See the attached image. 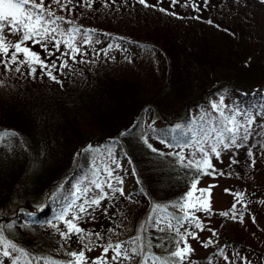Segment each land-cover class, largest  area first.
I'll return each mask as SVG.
<instances>
[{
	"label": "trees",
	"instance_id": "1",
	"mask_svg": "<svg viewBox=\"0 0 264 264\" xmlns=\"http://www.w3.org/2000/svg\"><path fill=\"white\" fill-rule=\"evenodd\" d=\"M50 3L45 0L46 6ZM90 3L91 7H87L85 0H72L70 11H60L55 6L53 9L67 21L80 23L88 16L86 10L99 12L103 21L123 35L109 33L111 36L103 43L97 36L98 28H83L87 42L77 46L80 54L75 60L62 56V48L56 52L50 46L54 53L50 56L44 48L38 51L29 47L46 64L56 61L52 74L59 82L44 74L39 63L34 65V77L28 75L27 67L17 73L0 66V230L13 242L27 241L25 250L34 256L51 260L62 257L64 261L70 259L66 253L74 249L73 245H81L77 237L49 245L54 241L39 235L50 224L63 221L57 216L61 210L73 209L65 220L78 216L74 223L81 229L101 233L103 240L98 244L109 239L113 243L127 241L138 234L145 238L165 235L151 227L142 232L139 226L145 223L154 204H173L189 191L196 173L182 166L174 154L200 159V143L207 141L204 147L208 149L217 135L212 129L222 128L233 117L245 125L251 119V134L247 141L238 142L240 147H230L233 151L227 165L213 168L225 177L237 179L239 186L232 192L233 202L243 219L253 222V218L262 216L264 3L178 0L173 6L171 0H147L152 5L149 7L137 0ZM101 47L124 51L123 58L130 60L128 66L123 60L114 62L111 58L107 63L89 60V54L97 53ZM61 63L67 66L60 68ZM215 98H228L227 105L224 102L220 110H214ZM91 130L96 134H88ZM220 152L223 153L221 149ZM209 158L211 161L215 156ZM106 170L112 171V178ZM127 174L132 182L123 195L107 187L110 179L120 188L115 178ZM204 177H198V189H205L200 186ZM94 181L105 187L95 188ZM89 184L93 187L88 188ZM101 192L106 198L100 205L88 207L87 201L98 199ZM236 193L241 194L242 206L237 204ZM81 204L88 208L87 213L79 211ZM12 211H17L25 222L15 219ZM168 213L181 214L171 207ZM206 214L195 213L202 225ZM29 217L32 221L27 224ZM216 218L234 221L219 213ZM9 224L13 225L11 229ZM124 229L125 234L119 235ZM189 230L197 236L202 232L194 224ZM220 237L223 242L212 248L215 254L223 248L227 262L220 259L221 255L202 259L188 256L184 264H209L217 259L223 264H238L234 262L241 258L243 263L264 264V251L240 242L232 232L223 231ZM152 251L167 255L159 248ZM247 255L248 260L244 259ZM138 260L134 257L117 264H138ZM0 264L11 262L2 256Z\"/></svg>",
	"mask_w": 264,
	"mask_h": 264
},
{
	"label": "snow or ice",
	"instance_id": "2",
	"mask_svg": "<svg viewBox=\"0 0 264 264\" xmlns=\"http://www.w3.org/2000/svg\"><path fill=\"white\" fill-rule=\"evenodd\" d=\"M72 0H67L66 3H61V0H51V3L45 5V0H0V66L5 71L21 72L22 67L28 68V75L35 76L36 68L34 65L39 63L50 79L55 82H59L56 76L52 74V71L57 68L56 61H52L51 64H46L41 60L37 53L32 51L27 43L31 41L33 44H41L49 55H54L48 48V44H52L56 52H61V45L67 49L62 52V56H70L75 60L76 55L80 54V49L74 42L75 33L80 29L69 28L67 30H61L59 21H65V23L71 24V21L65 20V17L59 16L53 9V6L60 11H70L68 5ZM137 2L144 7H149L147 0H137ZM207 0H205V3ZM264 3V0H260ZM173 6L178 3V0H171ZM85 6L91 7L90 0H85ZM187 6V5H185ZM154 7V6H153ZM195 7V5H193ZM161 12H166V9L160 8ZM174 14V13H167ZM211 23V21H209ZM18 37L15 41L9 39V37ZM60 37V38H58ZM87 42V41H86ZM21 55L23 59H21ZM59 59V57L57 58ZM66 63H61L60 68L66 67ZM214 110H220V105H213ZM221 115L223 113L221 112ZM231 125V126H228ZM252 121L248 120L247 124H240L235 121V118H231L224 123L222 128L212 129L217 135L215 142L211 144L208 149H205L204 143L201 142L198 152L200 153V159H190L181 153H175L177 161L184 167L194 170L196 176L193 177L192 182L187 191L179 200L170 205L154 204L150 213L147 214L144 224L139 226V230L142 232H148L151 227L153 231L164 233L165 235L152 236L145 238L141 235H136L130 240L113 243L110 239L103 244H98V241L103 240V235L99 232H86L81 229L75 220L79 219L78 216H73L71 219L65 220L63 215L58 219L63 220L66 231H60L59 237L65 243H67L72 236H76L79 243L82 245L81 250L67 252L66 255L71 259L64 261L63 264H117L121 260H132L134 257H138V264H184V261L191 254L193 249L188 244V238L199 239L195 232L189 230V226L194 224L196 229L203 230V225L199 218L195 215L196 212L204 211L211 214V201L210 193L211 188L198 189V177L200 175L214 174L216 170L213 168L210 155H214L216 158L220 157V149H228L230 147H240L239 140L247 141L251 134ZM242 133V134H241ZM226 134V135H225ZM145 143L147 141L145 140ZM264 146V145H262ZM148 147L153 151L159 153V150L153 148L151 144ZM163 155V153H160ZM249 156H252V151L249 149ZM236 163V161H232ZM254 163V161H253ZM118 166V165H117ZM212 169V172L208 170ZM107 176L112 178L113 173L111 170H106ZM223 174V173H220ZM117 184H121L122 180L118 177L115 178ZM95 188L102 190V184L99 182H93ZM107 187L111 189L113 193H120L123 195V189L115 187L111 180H107ZM227 192L228 189H225ZM198 192L196 196L194 193ZM206 194H208L206 196ZM237 202L241 198L240 193L235 194ZM106 196L101 192L98 199H91L87 201L88 207L93 205L99 206L100 201L105 199ZM175 208L180 215L168 213V208ZM81 213H87L88 208L84 204L79 206ZM220 216L230 217L234 221L243 223V214L238 213L236 204H233L228 211H222ZM255 223V218H253ZM9 229L13 227L12 224L7 226ZM112 232V229L108 230ZM209 231H212L209 229ZM212 235L216 233L212 231ZM153 240L157 243L153 244ZM204 247H208L212 240L201 242ZM127 245V247H126ZM93 247H100L102 249L101 255L88 261L85 256L86 251H91ZM159 248L167 252V255H158L153 252V248ZM0 255L5 258L13 257L14 253H18L12 259V264H39L43 261V264H60L55 260H51L45 257H37L27 252L24 247L18 246V243H14L11 237L5 236L3 230H0ZM109 253L111 257L109 258ZM217 255L223 256L224 260L228 261V256L224 255V249H219ZM211 264V261H209ZM250 264V262H246Z\"/></svg>",
	"mask_w": 264,
	"mask_h": 264
},
{
	"label": "rangeland",
	"instance_id": "3",
	"mask_svg": "<svg viewBox=\"0 0 264 264\" xmlns=\"http://www.w3.org/2000/svg\"><path fill=\"white\" fill-rule=\"evenodd\" d=\"M86 11L88 13V16H85L86 20H80L81 23L77 20H72L71 24L65 23V21H59L58 22L61 30H67V29L72 28V27H81L80 31L75 33L74 42H75L76 46H80L86 42V39L83 37L84 32L82 30L85 27L90 28V29H91V27L98 28V31H100L102 33L99 32V34L97 36L100 38V42H102L101 40L103 39V43H106V41L108 40V37L111 36V35H109V33L110 34L123 35L122 34L123 32H121V30H119L117 28H112L113 25H110L108 22L103 21V19L101 18V13L94 12L92 10L91 11L86 10ZM56 14L58 15V11L56 12ZM100 21L108 23V24L100 25V23H97ZM70 25L72 27H69ZM17 38L18 37H16V36L9 37V39H11L13 41H15ZM58 38H60V37H58ZM100 45H101V43H98V46H100ZM27 46L30 48H32V46H33L38 51H39V47L43 48L41 46V44H39V43L33 44L31 41H29L27 43ZM50 46H52V44L49 43L48 48ZM61 48L64 52L67 51V49L63 46V44L61 45ZM112 54H114L116 56H112ZM89 55L91 56L89 58V60L90 59H96V60L105 61L103 63H107L109 61L107 59H109V58H111L114 62H117L119 60H123V61H125L124 65H127V62L130 61V60H128V57L123 58L125 56L124 51L109 50V48H106V47H101L98 49L97 53L92 52ZM24 70H25V67H22L21 71H24ZM17 73H19V72H17ZM227 100H228V98H223V99L215 98L212 101V106L213 105H220L222 107V105H224V102H225V106H226ZM90 133L91 134L94 133V130H91V132H88V134H90ZM94 134H96V133H94ZM98 139H100V138H98ZM96 142H99V141H96ZM238 142H244V141L239 140ZM221 150L223 151V153H221L219 158L215 157L214 159H211V164L214 163L213 167L222 168L223 163H225V165H227L228 162L230 161V154L232 153L233 150L231 148H228V149L221 148ZM122 166H123V164H122ZM209 171L211 172L212 169H209ZM213 175L214 176H212V174L205 175L203 180L200 182V186H203L205 189L209 188V186H214L211 188V193H210L212 212H211V214L208 213V214L202 216L203 230L198 235L199 239L198 240H193V239L189 240L188 244L193 249V251L191 252V254L189 256L192 258H195V259H202V258H204V256L205 257L216 256V258H218L219 255L214 253V250L212 247L215 248L216 244L223 242V240L220 237L223 234V231L232 232L240 242L250 244L247 246H252V247L259 249L260 251H264V214L262 216L258 215V217L255 219V223L250 222L249 219H247V218L243 219V223H241L239 221L221 222L220 219L216 218L217 213H220L222 211H228L231 209L232 205L235 204V202H233L235 199H234V195L232 194V192L239 186V183H237V179L235 181L234 179H231L230 177H225V176L221 175L219 171L214 173ZM121 180H122V183L118 184V186L124 190V189H127L129 187V185L131 184L132 177L127 174L126 176L121 177ZM91 185L92 184H89L88 188L93 187ZM104 187H105V184L102 183V188H104ZM225 189H228V191L226 192ZM207 195L208 194H206V196ZM237 204L239 206H242V203L240 201ZM242 208L246 209V210H250V208H246L245 206ZM7 209H8V206H7ZM262 209H264V208H262ZM2 210L4 212V209H2ZM72 210L73 209H69V210L66 209V211L61 210V211L57 212V216L60 217L61 215H63V217L66 218L68 213H70ZM12 213H13V211H12ZM13 214H14L15 219L19 220L20 222H25L24 218L17 211L16 212L14 211ZM11 217H12V215H11ZM94 220H96V219H94ZM94 220L89 219V222H94ZM31 221L32 220L29 217V219H27V224L31 223ZM83 223H87V222L81 221V224H83ZM252 228L253 229L255 228V229L260 230V231L254 232ZM57 229H59L60 231H66L67 230L64 222L60 221V222L50 224L47 229H43L42 231H40L39 235L41 237L47 238L50 241H54V243L49 244V245H54L55 243L57 245H60V242L64 243V241L60 239L59 232L57 231ZM209 229H213V231L216 233L217 236L216 235L213 236L212 231H209ZM48 230H50V231H48ZM125 232H126V230L124 229L123 232L119 235H124ZM16 235L21 237V234L17 233ZM34 235H36V234H34ZM209 239L212 240V243L208 247H204L201 242L205 241V240L208 241ZM19 240L21 242H14V243H18V246H22L26 249L27 245H28L27 241H22L21 239H19ZM73 248L74 249L70 250L69 252H72V251L78 252L79 250H81L82 247H81V245H73ZM2 251H3V249H0V252H2ZM36 252L37 253H44V252H39V251H36ZM101 252H102V249L100 247H93V249L91 251L85 252V256L87 257V260L92 261L96 257L100 256ZM29 253H31V252H29ZM59 253L60 252L58 251L57 254H59ZM258 253H261V252H258ZM31 254H34V253H31ZM15 255H18V253H14L13 257ZM0 256H1L0 258L2 260L3 255H0ZM35 256L38 257V254H35ZM13 257H8V260L11 262V264H12ZM110 257H111V253H109V258ZM249 257H250V255H247L244 259L248 260ZM221 258H223V256H221L220 259ZM220 259L215 260L216 262L212 261L211 264H223L222 262H220ZM54 260L57 262H60V264H63V262H64L62 257L55 258ZM242 260H243V258L239 259L238 262H234V263L245 264L246 261L243 263ZM120 262L121 261H119L117 263H120ZM34 264H36V262H34ZM39 264H43V262H39Z\"/></svg>",
	"mask_w": 264,
	"mask_h": 264
}]
</instances>
